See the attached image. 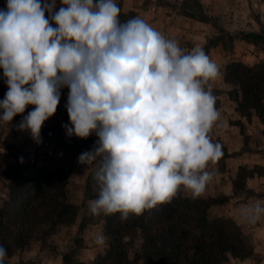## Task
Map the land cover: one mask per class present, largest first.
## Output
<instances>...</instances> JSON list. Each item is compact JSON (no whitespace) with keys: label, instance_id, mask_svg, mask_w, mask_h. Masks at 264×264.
Masks as SVG:
<instances>
[{"label":"clouds","instance_id":"1","mask_svg":"<svg viewBox=\"0 0 264 264\" xmlns=\"http://www.w3.org/2000/svg\"><path fill=\"white\" fill-rule=\"evenodd\" d=\"M6 0L0 9V137L28 133L40 145L44 122L68 88L66 136L97 137L77 163L93 168L99 217L126 221L183 188L199 198L223 156L211 129L219 120L209 83L220 69L201 47L185 52L139 16L121 21L116 0ZM47 14V15H46ZM55 25V26H53ZM29 105L34 108L23 115ZM17 115L21 120L13 124ZM23 164L24 157L19 158ZM249 224L264 219V201L240 209ZM95 244L104 246L103 234ZM7 250L0 245V264Z\"/></svg>","mask_w":264,"mask_h":264},{"label":"trees","instance_id":"2","mask_svg":"<svg viewBox=\"0 0 264 264\" xmlns=\"http://www.w3.org/2000/svg\"><path fill=\"white\" fill-rule=\"evenodd\" d=\"M196 5L201 8L200 11L184 5V13L209 21L210 17L201 3ZM126 17H136V14H120L121 21H126ZM250 37L264 41V32L244 34L245 39ZM1 77L2 68L0 100L7 91ZM225 80L238 88L235 94L229 93L236 103V110L249 120L255 111L264 123V61L255 65L244 62L229 64ZM26 168L19 158L13 162L9 153L0 150V180L8 181L11 200L10 205L0 210V245L6 248L7 257L14 254L15 248L26 247L38 230L48 234L59 225H73L80 212V206L69 199V169L44 166L37 168L34 175H28ZM96 195L91 174L85 200L94 199ZM221 201L216 197L193 199L183 196L180 191L171 202L159 204L160 209L156 206L145 210L142 215H131L123 222L119 213L103 216L106 221L104 231L111 241L105 254H100L93 264H181L179 256L186 250L194 225L198 227L194 238V256L185 264H223L230 255L241 259L253 255V246L239 229L234 227L235 232H232L229 221L208 218L210 207ZM85 226L86 223H83L81 229ZM139 239L140 248L132 258L131 249ZM63 261L64 264H83L72 254H65ZM16 264L37 263L28 260Z\"/></svg>","mask_w":264,"mask_h":264},{"label":"rangeland","instance_id":"3","mask_svg":"<svg viewBox=\"0 0 264 264\" xmlns=\"http://www.w3.org/2000/svg\"><path fill=\"white\" fill-rule=\"evenodd\" d=\"M197 2L200 3L198 0H185L183 5L190 6L200 11L201 8L196 5ZM176 3L177 2H173L172 4ZM117 5L121 6L122 4L119 3ZM202 7L205 11L203 5ZM0 9L3 8L0 7ZM120 9V14H125L126 16L135 13L133 11L123 10L122 6ZM205 13L210 17L208 22L211 23L214 33L208 38L202 49L208 56H211L213 53L212 48H215L217 43L222 42L224 44L225 50H222V54L224 52L225 56L224 68H222L224 76H226V68L229 64L243 62L240 60L241 55H235L236 52L238 53L240 51L244 55L245 50H251L255 57L254 65L264 61V41L262 39L250 37L247 38V43L243 41L244 34L251 32L249 27L241 25V22L248 19L247 17L242 16L239 17L238 20L234 18L228 20V18L225 17L210 16L206 11ZM250 15L256 21H261L260 15L254 8L251 9ZM126 18L129 19V17ZM252 22L250 24H252ZM260 32H264V30ZM181 41L180 47L185 50V52H190L193 46L192 37L185 36ZM207 45L208 47H206ZM235 48L237 51H235ZM1 81L4 83V77H1ZM216 83V86L222 85V87H218V89H216L217 87H213V92L226 90L228 93L235 94L238 90V88L227 83L226 80L224 83L220 82L219 84L218 81H216ZM66 102L67 98L65 102L62 101L61 103V107L65 110L62 114L59 113V115L57 113L44 122L41 135L49 139L48 144L44 143L43 139V143L37 145L28 133L18 132L13 128L7 138L4 139L0 137V150L9 153L13 162H16L21 156L24 157V164H26V173L28 175H34L37 168L44 166L52 169L64 167L70 171L73 170V191H68V194L69 199L80 206L78 218L73 225H59L48 234H43V232L38 230L35 237L26 247H17L11 257H6L7 264H16L28 260H33L37 264H64L63 259L65 254L74 255V258L83 264H93L94 260L100 254H105L111 241L110 237L104 231L105 218L103 215L99 217L93 216L88 207V202L92 199L85 200V197L82 198L80 194L81 185H83L85 180V174L87 173L88 181L89 176L93 174V168L88 167L87 170H85L84 166L77 163V157L82 152L91 150L97 137L94 134L87 139H81L75 136L68 138L66 136V130L57 122L58 118L62 121L70 122L67 110L64 107ZM31 108H34V106L29 105L23 115H27V112L30 111ZM240 116L242 117L239 112L238 114L232 113V117L227 116V114H222L221 121H230L232 124L239 125L243 134L242 140L244 145H236L237 148L242 146L236 151H233V149L230 151V145L224 144V141L217 135L214 127L211 129L210 135L212 141L222 145L223 156L215 165L210 164L208 166V170L214 172V176L199 198L216 197L223 200L210 207L208 218L212 221L220 219L229 221L230 226L233 228L231 231L235 232V228L239 229L243 235L246 236L247 242L254 248L253 255L242 259L230 255L228 260L223 264H264V241L255 242L258 225L264 223V219L252 225L243 221L239 214L240 209L245 205L254 203L257 200L264 201V193L253 191L248 185L250 178L253 177L256 172L260 173L263 169L259 165L250 168L244 164L240 165L235 158L244 150L253 151V149H257L264 153V138L262 140L261 136H259L261 133L260 131L264 134V128L259 129L257 123L261 120L255 111H253L250 120L244 116V120L251 123L250 127H245L246 123L243 122ZM21 118V115H17L12 123H18ZM260 144L262 145V149H259ZM236 147L234 145V147L232 146L231 148L235 149ZM55 153L57 156H54ZM181 194L185 197H192L191 193L183 188L181 189ZM10 204L8 181L0 180V210H2L4 206ZM157 209H160L159 204L157 205ZM83 223H86V226L81 229ZM47 227L48 226H45V228ZM194 227L195 229L189 234L186 250L179 256L181 264H185L194 256V238L198 233V227L196 225H194ZM99 234H103L106 238V244L104 246L95 244V237ZM263 235L264 234H262L261 238ZM140 245L141 240L139 239L131 249L132 258L135 257ZM258 245H260L262 249L257 250L256 247Z\"/></svg>","mask_w":264,"mask_h":264},{"label":"crops","instance_id":"4","mask_svg":"<svg viewBox=\"0 0 264 264\" xmlns=\"http://www.w3.org/2000/svg\"><path fill=\"white\" fill-rule=\"evenodd\" d=\"M205 8V11L210 16L217 17H225L230 20V18H234L238 20L239 17L245 16L248 19L241 22V25H245V27H249L251 31L260 32L264 30V0H198ZM173 2H177L176 4H172ZM184 2L185 0H116V3L122 4L123 10L133 11L137 16L144 19L148 24H150L153 28L161 32L165 37L175 39L179 42V46L181 45V40L185 36H191L193 41V47H203L208 38L214 33V29L208 21H202L197 18H193L187 16L184 13ZM60 0H57V11L60 7ZM0 7L6 8V0H0ZM254 8L256 12L260 15L261 21H256L251 15V9ZM47 15V14H46ZM241 21V20H240ZM254 21V22H252ZM211 22V21H210ZM252 22V24H250ZM231 25V22H230ZM230 29V28H229ZM244 42H248L247 39H243ZM225 46L222 42L217 43L215 48H212V55L209 56L210 60L216 63L220 69L219 76L210 81L211 87H222L216 86V81L221 83L225 82V76L223 74L224 68V52L222 54V50L224 51ZM235 51L237 49L235 48ZM241 55L240 60L244 63H248L250 65H254V55L251 50H245V54L242 52H236L235 55ZM259 62V61H258ZM223 81V82H222ZM68 88L62 89V96L60 105H58L57 112L55 114H62L65 110L61 107L62 101L65 102L68 95ZM216 96V108L220 113L219 120L214 125V129L217 132V135L221 137L224 141L225 145H230V151H236L240 149L244 142L242 140L243 134L239 125L232 124L229 122H221L222 114H227V116L232 117V113L238 114L236 110V103L231 98L230 94L226 90L213 92ZM220 99V100H218ZM33 108L30 109V111ZM59 114V115H60ZM241 117V116H240ZM243 122L246 123L245 127H250L251 123L246 122L244 120V116L241 117ZM57 122L62 124L70 123L66 121H62L60 118L57 119ZM62 123V124H61ZM259 129L264 128V123L259 121L257 123ZM259 136L263 140L264 134L262 131ZM44 143L49 142V139L43 137ZM236 147V145H242L240 148H231L232 146ZM262 149V145L260 144V148ZM54 156H57L55 153ZM238 157V158H237ZM235 157L237 162L240 165H246L247 167H253L255 165H259L262 167V171L260 173H255L253 177L250 178L248 185L255 192L264 193V153L260 150L253 149V151L244 150L242 153H239ZM234 158V157H233ZM74 176L73 170L71 171L70 180H69V191L72 190V179ZM87 188V173L85 174V180L83 185H81V197L84 198L86 194ZM262 234H264V223L258 225L257 228V236L255 242L264 241V235L261 238ZM257 250L262 249L260 245L256 247Z\"/></svg>","mask_w":264,"mask_h":264}]
</instances>
